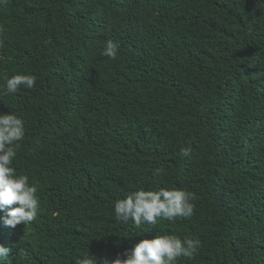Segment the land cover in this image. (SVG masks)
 Here are the masks:
<instances>
[{
	"label": "trees",
	"instance_id": "trees-1",
	"mask_svg": "<svg viewBox=\"0 0 264 264\" xmlns=\"http://www.w3.org/2000/svg\"><path fill=\"white\" fill-rule=\"evenodd\" d=\"M0 41V113L24 120L13 165L40 205L0 221L6 264H104L165 233L201 242L176 264H264V0H5ZM17 73L35 86L5 94ZM160 187L192 192V217L116 219Z\"/></svg>",
	"mask_w": 264,
	"mask_h": 264
},
{
	"label": "clouds",
	"instance_id": "clouds-1",
	"mask_svg": "<svg viewBox=\"0 0 264 264\" xmlns=\"http://www.w3.org/2000/svg\"><path fill=\"white\" fill-rule=\"evenodd\" d=\"M5 0H0L3 4ZM0 41V46H2ZM118 45L111 39L104 44L102 55L115 60ZM44 75H49L45 73ZM5 94H16L21 88L32 89L36 84V77L30 74L17 73L4 77ZM72 122L67 127L72 128ZM25 137L24 120L15 113H0V221L4 225L15 228L23 224L27 226L33 222L39 209L37 188L29 183V177L21 170L19 173L13 165L17 157L21 142ZM190 147H182L177 154L188 157ZM165 173L163 167L152 171L154 177ZM195 199L192 192L183 188H164L146 190L138 188L128 193L124 198L114 203V215L123 224H132L136 228L142 225L156 226L158 221L174 222L177 219H189L194 214ZM14 206V207H13ZM144 232L138 233L142 235ZM199 239L185 237L183 240L170 233L157 234L152 239H142L130 250H125L124 259L112 261L104 260V264H176L181 257L193 258L200 247ZM11 249L0 244V264H6ZM78 264H97L94 256L89 255L78 261Z\"/></svg>",
	"mask_w": 264,
	"mask_h": 264
}]
</instances>
